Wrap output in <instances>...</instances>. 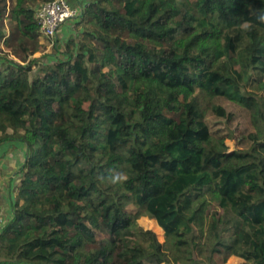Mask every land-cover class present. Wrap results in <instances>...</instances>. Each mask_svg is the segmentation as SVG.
Listing matches in <instances>:
<instances>
[{
  "label": "trees",
  "instance_id": "16d2710c",
  "mask_svg": "<svg viewBox=\"0 0 264 264\" xmlns=\"http://www.w3.org/2000/svg\"><path fill=\"white\" fill-rule=\"evenodd\" d=\"M49 1L0 0V145L27 146L0 264H264V0H89L30 62ZM220 99L246 148L211 132Z\"/></svg>",
  "mask_w": 264,
  "mask_h": 264
},
{
  "label": "rangeland",
  "instance_id": "374dc122",
  "mask_svg": "<svg viewBox=\"0 0 264 264\" xmlns=\"http://www.w3.org/2000/svg\"><path fill=\"white\" fill-rule=\"evenodd\" d=\"M88 1L89 0H68L72 7L79 8L80 10H82L88 4ZM10 4H12V0H7V6H10ZM12 23L13 22L10 19L6 20L7 26H10ZM6 31L9 32V29L6 28ZM82 31L83 27L80 17L69 20L59 28L57 35L53 39L41 37V46L39 52L35 53L30 58V62L32 60H36V63L53 64L60 56V53L56 50V44H59L61 50L64 51L66 50V45L71 40H78L80 38ZM6 56L9 59L19 61L9 52L8 49H6L2 41H0V62L3 61V58H5ZM33 69H35V65H33ZM218 103L223 105L228 110V112L232 114V118L228 121L227 119L218 118L215 115L210 114L207 117V123L211 132L221 133L228 136L229 139H227L226 143L231 151L240 148H246L248 146V142L242 140L241 135H247L250 131H252L249 114L239 106L224 99H220ZM55 108L56 110L60 111L61 105L57 104ZM15 143L20 144V146L18 145L19 147H21V145L23 146L21 152L22 154L24 153V155L22 157L21 154V158L24 160L25 164L27 157V146L20 141H15ZM14 155H16V153ZM21 169L22 166H19L13 172L18 174L17 172L19 170L21 171ZM6 219L9 220V217H6ZM138 224L146 230H152L153 232H155L159 241H164V232L158 226L155 220L150 219L149 217H142L139 219ZM229 263L230 262H227V264Z\"/></svg>",
  "mask_w": 264,
  "mask_h": 264
},
{
  "label": "crops",
  "instance_id": "0c3cea01",
  "mask_svg": "<svg viewBox=\"0 0 264 264\" xmlns=\"http://www.w3.org/2000/svg\"><path fill=\"white\" fill-rule=\"evenodd\" d=\"M9 142L10 143L6 142L0 145V183L3 188L2 212L10 219L12 215V202L17 194V188L22 179L20 170L17 172L18 174L13 171L19 166L23 167L24 160L21 158L23 146L21 145V147H19L20 144L15 143V141H12L13 143L11 141ZM15 153L16 155H14ZM23 155L24 153L22 157ZM227 262H230L229 264H241L244 260L236 256H231Z\"/></svg>",
  "mask_w": 264,
  "mask_h": 264
},
{
  "label": "built area",
  "instance_id": "2783aa9c",
  "mask_svg": "<svg viewBox=\"0 0 264 264\" xmlns=\"http://www.w3.org/2000/svg\"><path fill=\"white\" fill-rule=\"evenodd\" d=\"M81 11L79 8H74L68 0H51L42 4L36 12V19L40 26L42 38L53 39L59 28L74 18H77ZM2 197L3 188L0 183V230L5 226L7 219L2 212Z\"/></svg>",
  "mask_w": 264,
  "mask_h": 264
},
{
  "label": "clouds",
  "instance_id": "9594fccd",
  "mask_svg": "<svg viewBox=\"0 0 264 264\" xmlns=\"http://www.w3.org/2000/svg\"><path fill=\"white\" fill-rule=\"evenodd\" d=\"M259 19L264 20V16L259 17ZM244 27L247 28L248 26L245 25ZM111 180L113 183H119L123 180V176L122 174H117V175L112 176Z\"/></svg>",
  "mask_w": 264,
  "mask_h": 264
}]
</instances>
